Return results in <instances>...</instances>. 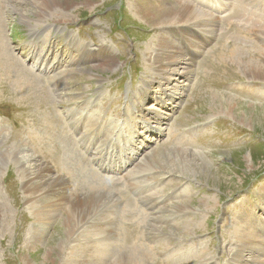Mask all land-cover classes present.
I'll list each match as a JSON object with an SVG mask.
<instances>
[{"label":"rangeland","instance_id":"rangeland-1","mask_svg":"<svg viewBox=\"0 0 264 264\" xmlns=\"http://www.w3.org/2000/svg\"><path fill=\"white\" fill-rule=\"evenodd\" d=\"M151 1L0 0V264H83L104 248L91 228L112 230L98 264L133 249L141 264H264V80L232 53L264 68V0H197L216 25L169 28L183 54L140 12ZM91 171L108 194L68 240L67 196Z\"/></svg>","mask_w":264,"mask_h":264},{"label":"bare ground","instance_id":"bare-ground-1","mask_svg":"<svg viewBox=\"0 0 264 264\" xmlns=\"http://www.w3.org/2000/svg\"><path fill=\"white\" fill-rule=\"evenodd\" d=\"M143 2V1H142ZM141 2V3H142ZM162 2V3H161ZM197 0H156V2H153L151 1L148 5H145V4H141V6L139 7V9H143V11L140 9V12L143 13V12H146L145 14L151 16L152 21V25L151 27H154V26H162L164 27L166 30H168L169 28H173L174 24L176 23V25H178L179 27H182V31H184V34H186L188 37H190L189 35V31L187 30V28L189 27V25H200L201 27H203V30L206 32V33H211L213 30H214V27H215V23H216V19L215 17H213V15H209V14H206L204 13L203 9L200 8L198 5H197ZM218 7H219V2L217 3ZM172 5H174L173 7H171ZM142 15V14H141ZM148 16V17H149ZM66 18V17H65ZM147 18V17H146ZM207 19V20H206ZM263 24V22H262ZM173 30H179L177 27L176 29H172V30H168L169 31V36L167 37H163L164 34H161L160 35V38L161 40H165L168 42L169 44V47L171 49V51L175 54H183L181 48H179L175 42L173 41V37H172V32ZM175 35V34H174ZM197 38V37H196ZM152 39V38H151ZM190 39H192L190 37ZM198 40L204 42L202 40V38H197ZM175 40V39H174ZM187 40V39H186ZM177 41V40H176ZM158 42V41H157ZM187 46H191V43H190V40L188 39V42H187ZM182 46V45H181ZM160 47V46H159ZM158 47V48H159ZM185 47V46H184ZM161 51V50H160ZM233 53V60L234 61H237L239 63H242L243 66L246 70L248 69L249 73L250 74H253V75H250L253 79L255 80H264V68H261L260 65L256 62H252V61H247V58L244 56H241L239 54H237L235 51L232 52ZM163 55V54H162ZM172 55V54H171ZM153 56V55H152ZM176 56V55H175ZM232 57V55H231ZM178 58V57H177ZM165 59V58H164ZM163 59V60H164ZM166 61V60H165ZM169 61V60H168ZM172 61V60H171ZM178 61V59H177ZM246 61V62H244ZM170 63V62H169ZM104 66V65H103ZM244 69V70H245ZM243 70V69H242ZM237 105V104H236ZM242 106H238V108H241ZM230 108H232V104L230 105ZM235 108V107H234ZM246 121V120H244ZM78 127V126H77ZM89 130H87L88 132ZM87 135V134H86ZM85 135V136H86ZM88 136V135H87ZM86 138V137H85ZM84 139V138H83ZM88 140V139H86ZM85 142V141H84ZM83 143V142H82ZM14 150V148H13ZM1 156V159H4L2 157V154H0ZM41 166V165H40ZM38 170V169H37ZM36 170V171H37ZM51 169L49 167H46V166H41V170L39 169V171L41 172H44V171H50ZM89 170V169H88ZM91 170V169H90ZM93 170V169H92ZM27 172V171H26ZM32 172V171H30ZM97 173V172H96ZM94 171H91V172H88L87 175H90V178L88 180H84L83 181V184L82 186L85 188V189H80V187L78 188L77 185H73L72 186V183H71V188H72V196L69 197V195L67 196V199H70V202H71V211L69 212L70 214H67L66 216V221H65V226H67L69 229H70V232L69 233H66V239L68 238V240H71V235L70 234L75 228H74V224L77 222H75V217H74V214L73 213H78V219L79 221L80 220H83L85 219V216L88 215V214H91V213H95L99 208H101L100 204L104 201V197H106V195L108 193L105 192V189L108 187L109 185V182L107 183H104V181L106 180L104 177L100 179V175L97 176ZM37 174V173H36ZM96 174V175H95ZM38 175V174H37ZM86 175V176H87ZM85 176V177H86ZM41 174H40V178H41ZM26 178V183H25V187L28 188L30 191H31V188H33V186L37 185L40 187L43 183H41L40 181H37L34 180V178L32 177H25ZM44 180V184L45 182L47 184H49L47 181H45V179L47 178H41ZM102 179H105V180H102ZM64 180V179H63ZM62 180V181H63ZM71 182V181H70ZM58 182L54 183V185H51L53 186L54 188H56L58 185H57ZM63 183V182H62ZM61 185V184H60ZM63 185V184H62ZM66 185V184H65ZM64 185V186H65ZM68 185V184H67ZM50 186V185H48ZM38 190V189H37ZM67 190L69 191L70 189L67 188ZM73 196H75V198H73ZM62 197L64 198V196L62 195ZM111 198V197H110ZM61 199V198H60ZM110 200V199H109ZM107 201V200H106ZM108 204V203H107ZM109 205V204H108ZM177 205V204H176ZM60 202L59 203H54L53 201L50 203V204H46L44 206H40V207H37L36 208V216H37V221L39 222H43V221H50L51 220V217L52 215H54L56 213L57 210H60ZM100 206V207H99ZM103 206V205H102ZM62 207V206H61ZM110 207V206H109ZM112 207V205H111ZM38 208H40V210H37ZM54 208H56V210H54ZM104 208V207H103ZM107 208V207H106ZM179 207H177L178 209ZM102 209V208H101ZM105 209V208H104ZM112 209V208H111ZM111 209H110V213H111ZM107 210V209H106ZM102 211V210H101ZM41 212V213H40ZM177 212V211H176ZM179 212V211H178ZM190 212V211H189ZM103 213H105L103 211ZM107 213V216L110 217V213L106 212ZM175 212H173L174 214ZM98 214V213H97ZM96 216V215H95ZM192 216V215H191ZM91 217V216H90ZM89 217V219L91 220V218ZM94 217V215H93ZM92 217V218H93ZM97 217V216H96ZM87 218V216H86ZM99 219V218H98ZM106 219V218H105ZM85 221V220H84ZM88 221V220H87ZM86 221V222H87ZM93 221V219H92ZM95 221V220H94ZM97 221V220H96ZM104 221V220H103ZM188 221V220H187ZM82 222V221H80ZM85 222V223H86ZM91 222V221H89ZM184 222H182V225H180L181 227V232H188L189 229H187V227L184 225ZM80 224V223H79ZM87 224V223H86ZM85 224V225H86ZM194 224V223H193ZM83 225V224H82ZM108 225V224H107ZM90 227V226H89ZM113 227V226H112ZM111 227V228H112ZM176 228H178V225L175 226ZM83 228V227H82ZM86 228V227H85ZM95 228V227H94ZM93 228V229H94ZM97 228V227H96ZM95 228V229H96ZM110 228V227H109ZM114 228V227H113ZM246 228V227H245ZM78 229V228H77ZM80 229V228H79ZM92 229V228H91ZM91 229L87 230V233H90V234H94L96 237H89L90 239H94V241H97L99 242L100 244L98 245H95L93 243V240L90 241L92 242L91 244L93 245V248L96 247V246H100V247H104L103 249L101 248V252L100 250L96 252V249H92L91 247H87L89 246V244L86 246L88 248V251L85 255L86 259L83 260V264H98V262H102L105 257V260L107 259L108 256L106 255V253H108V246H110V240L113 238L112 236H110L111 232H107V236L103 235V234H106L104 233V229H101L99 230L100 233H97V231L93 232ZM94 229V230H95ZM81 230V229H80ZM86 230V229H84ZM98 230V229H96ZM109 230V229H107ZM173 230V229H172ZM171 230V231H172ZM76 231V230H75ZM245 231V230H244ZM251 231V230H250ZM77 232V231H76ZM180 232V233H181ZM170 233V232H169ZM252 233H255L256 234V231L253 229ZM76 234V233H75ZM171 234V233H170ZM175 234V233H174ZM245 234V233H244ZM70 235V236H69ZM86 235V234H85ZM88 235V234H87ZM112 235V234H111ZM114 235V233H113ZM177 235V234H176ZM75 236V235H74ZM242 236V235H241ZM245 244H248L250 243L249 241L252 240L253 238V235L252 234H247L245 235ZM260 236V235H259ZM112 237V238H111ZM256 237V236H255ZM88 238V239H89ZM102 238V239H101ZM244 238V237H243ZM262 238V237H261ZM64 239V238H63ZM255 239V238H254ZM73 240H74V237H73ZM77 240V239H76ZM115 240V239H113ZM257 240V239H256ZM63 241V240H62ZM67 242H70V241H67ZM73 242V241H72ZM96 242V243H97ZM263 242V241H262ZM64 243V242H63ZM79 243V241H78ZM102 243H103V246H102ZM105 243V244H104ZM261 243V242H260ZM62 244V243H61ZM60 244V246H61ZM90 244V245H91ZM95 245V246H94ZM69 246V245H68ZM67 246V247H68ZM72 246V245H71ZM76 246V245H75ZM112 246L115 248L114 249H117L120 247V243L118 240H115V242H112ZM251 246V244H250ZM253 246V244H252ZM61 248V247H60ZM69 248V247H68ZM99 249V247H96ZM112 248V247H111ZM246 247H242L241 249H245ZM261 248V247H259ZM76 250L78 249H83V247H81L80 245V248L78 247H75ZM74 249L75 253H76V250ZM247 249V248H246ZM63 250V249H62ZM262 250H263V247H262ZM73 252V251H72ZM111 252V251H110ZM113 253V252H111ZM74 254V253H73ZM115 254V253H113ZM76 255V254H75ZM148 255V254H147ZM147 255H142L140 254L136 249H133L131 250L130 252L126 253L125 256H124V262L122 259H120L119 262L115 263V264H141L144 260H145V257ZM73 256V255H72ZM122 257V256H121ZM123 258V257H122ZM79 261H81L82 259H78ZM111 260V259H110ZM109 261V260H108ZM108 261L106 262V264H108ZM116 262V261H115ZM80 263V262H79ZM112 264H114V261L112 260L111 262ZM260 263V262H259ZM76 264V263H75ZM101 264V263H100ZM105 264V263H103Z\"/></svg>","mask_w":264,"mask_h":264}]
</instances>
